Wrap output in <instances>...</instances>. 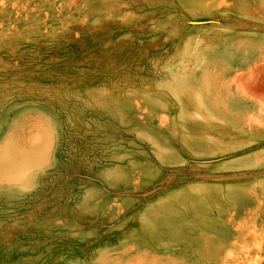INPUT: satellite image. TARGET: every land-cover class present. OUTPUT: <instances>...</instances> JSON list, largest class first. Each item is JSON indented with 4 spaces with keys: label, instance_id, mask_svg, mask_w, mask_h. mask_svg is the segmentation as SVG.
I'll use <instances>...</instances> for the list:
<instances>
[{
    "label": "rangeland",
    "instance_id": "obj_1",
    "mask_svg": "<svg viewBox=\"0 0 264 264\" xmlns=\"http://www.w3.org/2000/svg\"><path fill=\"white\" fill-rule=\"evenodd\" d=\"M259 242L264 0H0V264Z\"/></svg>",
    "mask_w": 264,
    "mask_h": 264
},
{
    "label": "bare ground",
    "instance_id": "obj_2",
    "mask_svg": "<svg viewBox=\"0 0 264 264\" xmlns=\"http://www.w3.org/2000/svg\"><path fill=\"white\" fill-rule=\"evenodd\" d=\"M253 233V232H252ZM255 234V233H254ZM247 236V235H246ZM256 236V235H255ZM239 240H241V239H239ZM236 241H234V243H235ZM240 242V241H239ZM238 242V243H239ZM241 243V242H240ZM262 242H259L258 244H260V246L259 245H256V247L257 246H259L257 249H258V251H257V253H255V255H254V257H253V262L251 263H248V264H264V249H262L263 247H264V245L263 244H261ZM232 244H233V242H232ZM234 245V244H233ZM241 245V244H240ZM245 245V244H244ZM243 245V242H242V246H244ZM261 245H263V247L261 248ZM235 246H237V242H236V245ZM242 246H241V248H242ZM245 248L247 247V246H244ZM248 248V247H247ZM233 249V248H232ZM237 249H239V248H237ZM249 249V248H248ZM244 251V250H243ZM248 251V250H247ZM244 252H246V251H244ZM244 252H242V251H237V250H231V249H226L224 252H223V255H222V262H221V264H245V262H246V260L248 259L247 257L250 255L249 253H244ZM249 252V251H248ZM252 261V260H251ZM247 262H249V261H247Z\"/></svg>",
    "mask_w": 264,
    "mask_h": 264
}]
</instances>
